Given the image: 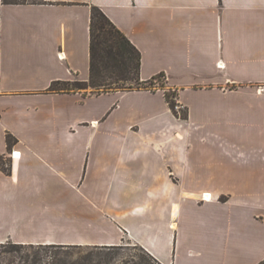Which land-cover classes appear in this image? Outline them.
I'll list each match as a JSON object with an SVG mask.
<instances>
[{"label": "crops", "instance_id": "obj_1", "mask_svg": "<svg viewBox=\"0 0 264 264\" xmlns=\"http://www.w3.org/2000/svg\"><path fill=\"white\" fill-rule=\"evenodd\" d=\"M93 6L187 118L161 88L49 90L89 79ZM4 242L264 264V0H0Z\"/></svg>", "mask_w": 264, "mask_h": 264}, {"label": "trees", "instance_id": "obj_2", "mask_svg": "<svg viewBox=\"0 0 264 264\" xmlns=\"http://www.w3.org/2000/svg\"><path fill=\"white\" fill-rule=\"evenodd\" d=\"M26 0H3L4 3H19ZM39 1V0H34ZM89 79L87 81H54L49 86L50 91H69L71 89H83L91 87L94 92L113 91L138 88L147 84V81L140 79L141 55L139 50L131 43L126 35L120 31L105 13L98 7L91 8L89 26ZM158 77L165 78V74L160 72L150 79ZM151 81V80H150ZM165 93V98L169 107L174 111L175 99L169 100V95ZM177 96V93H174ZM175 113V112H174ZM7 144L15 140L10 134L6 136ZM8 171V169L1 165ZM9 245L14 250L22 248H32L34 244H17L12 242L0 243V246ZM133 245V244H132ZM39 247H80L84 245L76 244H37ZM91 246V245H85ZM96 249L115 250L122 249L124 245L98 246L92 245ZM133 247L140 251L139 254H126L121 259L116 260L115 253H96L80 257L76 261H67L61 258H43L38 253L32 256L21 257V264H158L157 260L147 253L142 247L134 244Z\"/></svg>", "mask_w": 264, "mask_h": 264}, {"label": "rangeland", "instance_id": "obj_3", "mask_svg": "<svg viewBox=\"0 0 264 264\" xmlns=\"http://www.w3.org/2000/svg\"><path fill=\"white\" fill-rule=\"evenodd\" d=\"M165 79L166 77L165 78L158 77L156 79L149 78L145 80L147 81V84L142 85L138 88L149 89L152 91L158 88H161L164 92H166L169 95V100L175 99L177 101V96H174V93L176 91L173 88L168 86ZM172 112L173 113L175 112L174 114L177 117H181L182 119L187 118V111L185 108L176 109L175 107L174 111ZM11 142L9 143L11 144ZM58 231L59 233L61 232L60 227ZM124 246L126 247L122 249L106 250V249L93 248L92 245L91 246L84 245L80 247L75 246V247H70V248H60V247L50 248V247H39L35 245L32 248L25 247V248L20 249L19 251H16L14 250L13 247L6 245V246H0V264H21L22 263V261L20 260L21 257H25L27 255L32 256L35 253H38V255H40L43 258L54 257V258L66 259L67 261H76L80 259V257H84L87 255L91 256L96 253H110V252L115 253L117 254L116 260L121 259L122 256L126 254H139L140 253V251L138 249H135L131 243L125 244Z\"/></svg>", "mask_w": 264, "mask_h": 264}, {"label": "built area", "instance_id": "obj_4", "mask_svg": "<svg viewBox=\"0 0 264 264\" xmlns=\"http://www.w3.org/2000/svg\"><path fill=\"white\" fill-rule=\"evenodd\" d=\"M181 108H183V106L181 104L177 103L176 104V109H181Z\"/></svg>", "mask_w": 264, "mask_h": 264}]
</instances>
